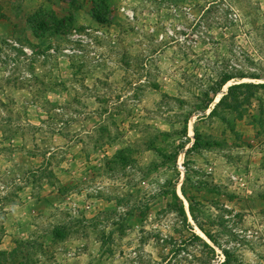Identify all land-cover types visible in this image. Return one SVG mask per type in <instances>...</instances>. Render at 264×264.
<instances>
[{
  "label": "rangeland",
  "instance_id": "374dc122",
  "mask_svg": "<svg viewBox=\"0 0 264 264\" xmlns=\"http://www.w3.org/2000/svg\"><path fill=\"white\" fill-rule=\"evenodd\" d=\"M106 25L62 55L73 29ZM169 27L187 45L159 41ZM0 130L42 162L7 186L56 188L44 218L88 239L79 264H264V0H0Z\"/></svg>",
  "mask_w": 264,
  "mask_h": 264
},
{
  "label": "crops",
  "instance_id": "0c3cea01",
  "mask_svg": "<svg viewBox=\"0 0 264 264\" xmlns=\"http://www.w3.org/2000/svg\"><path fill=\"white\" fill-rule=\"evenodd\" d=\"M124 11H128H122L125 18H127ZM98 27L101 29L109 28L107 25ZM112 27L113 26H111V28ZM57 81L61 84L68 80L62 76L61 78L57 77ZM15 82L16 81L13 80L11 83ZM25 82H27V80L21 81L19 79L18 82H16L18 85L20 84L22 86V92L25 91L23 89ZM61 138L62 140H65V138ZM26 144L27 140L19 135L12 136L10 139L6 140L3 136V131L0 130V149L10 147L14 150V153H11L8 157L0 156V165L4 166L3 171L0 172V201H3L1 202L2 204H0V209L4 208L5 213L7 212L6 218L0 219V264H53L52 253L58 245L68 248L64 251L70 253L68 255H63L64 258H69L68 264H79V261H83V258L90 259L89 256L91 251L88 252L81 249L84 247L86 240L88 241V239L82 237L78 238L76 235L69 239H62L61 236L59 237L57 234V231L61 227L60 216L58 220H45L44 218L48 215L46 213H52L55 211L54 206L58 199L56 188H49L47 186L35 188L34 185L28 183L30 181V175L28 174L19 175L22 180H19L18 182H23L24 185L23 189L19 190L18 193H14L12 190L15 188L17 184L16 182L13 188L7 186V179L15 173L16 164L24 168L29 167V165H35L36 172L34 174H39L38 170L42 167L41 159H34L23 155V147H25ZM26 179H28V182ZM60 181L63 180L60 179ZM66 183L71 182L67 180ZM36 192L39 194H36ZM100 200L101 199H95L94 201L99 203ZM91 210L92 208L86 212V215H89V217L94 215L89 214L92 212ZM62 211L64 212L65 217H67V215L72 216L73 214H77L76 205H70L65 208L63 207ZM2 213L3 210H0V215H2ZM35 242L39 243V247L37 248L43 250L44 255L38 253L36 256H32L29 250H16L17 243L31 245ZM71 244L74 246H71ZM81 253L83 255H81ZM94 258L95 257L91 258V260ZM4 259H6L7 263L3 262ZM59 264L61 263L59 262Z\"/></svg>",
  "mask_w": 264,
  "mask_h": 264
},
{
  "label": "built area",
  "instance_id": "2783aa9c",
  "mask_svg": "<svg viewBox=\"0 0 264 264\" xmlns=\"http://www.w3.org/2000/svg\"><path fill=\"white\" fill-rule=\"evenodd\" d=\"M126 17L130 20H134V15L129 12H125ZM151 33H154V30H151ZM105 32L102 29L98 30H91L86 29L84 31H80L78 29H73L69 36H68V42L69 45L64 48L62 51V55L66 58L70 57H80L82 58L85 56L86 52H90L91 50H94L96 48V40H100L104 37ZM159 41H169L176 44V45H187V31L182 30L180 27H177V29L172 28H166L164 33L158 36ZM197 39V38H196ZM8 44L16 50L22 51V53L30 58L34 56V52L29 48H23L21 45H19L14 40H9ZM50 55H56L55 51H51ZM236 184H239L240 181L237 178L232 179ZM240 185V184H239Z\"/></svg>",
  "mask_w": 264,
  "mask_h": 264
},
{
  "label": "trees",
  "instance_id": "16d2710c",
  "mask_svg": "<svg viewBox=\"0 0 264 264\" xmlns=\"http://www.w3.org/2000/svg\"><path fill=\"white\" fill-rule=\"evenodd\" d=\"M99 21H100V20H99ZM230 94H234L233 91H231ZM222 103H223V102H222ZM222 103H221V104H222ZM121 154H122V153H121ZM57 234H58L59 237L61 236V238L63 239V236H62V234H61L59 231H57ZM61 238H60V239H61Z\"/></svg>",
  "mask_w": 264,
  "mask_h": 264
}]
</instances>
